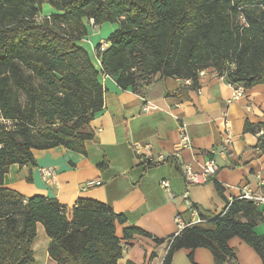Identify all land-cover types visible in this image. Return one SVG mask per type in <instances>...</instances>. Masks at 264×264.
Instances as JSON below:
<instances>
[{
	"label": "trees",
	"instance_id": "trees-1",
	"mask_svg": "<svg viewBox=\"0 0 264 264\" xmlns=\"http://www.w3.org/2000/svg\"><path fill=\"white\" fill-rule=\"evenodd\" d=\"M44 3L57 12L43 16ZM86 19L118 25L98 53L101 69L78 42ZM209 67L244 89L264 84V0H0V115L13 122H0V264H36L38 223L56 264H116L124 248L116 224L124 214L91 199L67 209L53 197H25L6 187L4 176L12 164L36 165L32 149L86 153L85 142L95 139L90 123L104 105L101 74L139 92L156 76L191 79L198 88L199 72ZM260 128L255 147L264 151V121H246L244 131ZM196 209L202 222L168 241L162 264H171L176 250L201 247L225 264L236 257L232 237L264 264V235L255 230L264 220L260 205L236 198L217 216ZM135 233L152 237L132 227L124 239Z\"/></svg>",
	"mask_w": 264,
	"mask_h": 264
},
{
	"label": "crops",
	"instance_id": "crops-1",
	"mask_svg": "<svg viewBox=\"0 0 264 264\" xmlns=\"http://www.w3.org/2000/svg\"><path fill=\"white\" fill-rule=\"evenodd\" d=\"M56 12L51 7L45 11L43 7L42 15ZM117 27L116 24L113 31ZM87 39L84 36L82 41ZM82 41L79 44L88 51L96 68L101 69L96 49L100 42L96 44L91 37L89 46L85 47ZM204 72L198 88L176 76H156L139 92L124 89L114 77L101 74L104 105L90 123L95 139L85 142L86 153L63 146L32 149L37 164H12L4 176V185L25 197L56 198L67 209L79 199L110 205L115 212L126 216L125 222L116 224V235L124 244L116 264H162L170 245L168 241L178 231L176 214L187 227L195 223L192 207H201L217 216L228 202L240 198L244 187L264 195V151L255 147L263 128L257 134L244 131L246 121L255 126L264 121V84L246 89L243 97L232 99L231 85L215 68H206ZM146 100L154 105L148 111L144 110ZM181 121L188 125L192 144L180 148L176 155ZM225 122L232 129L228 144L223 142ZM136 142L150 144L154 157L163 154L166 159L151 161L146 149L136 151L133 147ZM209 158L218 164L215 178L189 185L183 176L184 166L189 164L200 170V164ZM102 163L105 164L101 166ZM46 167L55 170L49 180L41 171ZM91 179H99L102 184L85 187ZM163 180L168 181L167 188L161 186ZM215 181L222 186V192L216 189ZM186 193L192 206L186 203ZM132 227L152 237L135 233L124 239V230ZM255 230L264 235V220ZM40 232L43 234L45 229L38 223L37 234ZM153 237L164 242L158 244ZM49 242L47 236L46 246L38 252L34 241L36 264H56L48 254ZM228 245L236 257L225 264H263L254 248L239 237H232ZM190 254L196 264H217L210 249L205 247L176 250L171 264H193Z\"/></svg>",
	"mask_w": 264,
	"mask_h": 264
},
{
	"label": "built area",
	"instance_id": "built-area-1",
	"mask_svg": "<svg viewBox=\"0 0 264 264\" xmlns=\"http://www.w3.org/2000/svg\"><path fill=\"white\" fill-rule=\"evenodd\" d=\"M90 22L95 26L93 19H91ZM99 44L100 45L98 47H96L97 53H101V52L105 51L106 48L108 47L107 41H101ZM230 67L234 68V64H230ZM204 73H205L204 70H201L199 72V75L202 76V75H204ZM222 76L224 77V75H222ZM185 81L187 83H191V79H187ZM229 84L232 87V99H238V98H241L245 95L246 89H244L242 86L235 85L232 83H229ZM153 107H154V105L151 102H149L147 100L145 101V105H144L145 111H148V110L152 109ZM0 122L7 125L8 128L13 127V122L10 119H6V118L2 117V115H0ZM179 130H180V143H179V145L175 151L176 155L179 154L180 148L191 147V144H192V141H191V138L189 135L188 125L186 122L181 121ZM231 137H232V129H231L230 125L227 122H225L224 128H223V142L225 144L230 143ZM133 147L136 149V151H139L141 149H146L149 153L148 155H149L150 160L153 162H161V161H164L166 159L165 155H163V154H159L156 157H154L151 154V145L150 144L142 145L141 143L136 142L133 144ZM41 171H42V174L46 180L51 179L55 175V170L51 167L43 168ZM182 171H183L184 179L189 185H200V184L206 183L211 178H215V176L217 175V171H218V164L213 158H209L204 163L200 164V170H194L191 165L186 164ZM101 184H102L101 180L91 179V180L86 181L85 187L90 188V187L99 186ZM161 186L164 188H167L169 186L168 181L163 180L161 182ZM185 198H186V203L189 206H192L187 193L185 194ZM240 198H244V199L254 201L258 205L262 206L261 209L263 211V219H264V195H258L256 193L251 192L246 187H244V188H242V194H241ZM192 209H193L192 210L193 215L196 216L195 223L202 222V219L198 217V210L195 209L194 207H192ZM226 209H227V207H226ZM225 210L223 211L222 214H224ZM175 221L178 223V231L175 235V236H177L186 226L182 223L181 217L179 214H176Z\"/></svg>",
	"mask_w": 264,
	"mask_h": 264
},
{
	"label": "rangeland",
	"instance_id": "rangeland-1",
	"mask_svg": "<svg viewBox=\"0 0 264 264\" xmlns=\"http://www.w3.org/2000/svg\"><path fill=\"white\" fill-rule=\"evenodd\" d=\"M44 10L46 11L48 8H50L51 6L48 3H44L43 4ZM55 10V9H54ZM86 25L90 28V34H86L85 36H88V39L84 42L82 41V39H80L78 42H83V45L85 47L89 46L88 43L90 42V38L93 37V41L98 44L99 42H101V38L102 39H107L109 37L110 32L113 31L114 26H116L117 23H112V22H106L103 23L101 26L100 25H93L90 21H88L87 19L85 20ZM97 34L98 36L95 38L94 35ZM102 41H106V40H102ZM46 240H47V236L45 234V232H43V234L40 232V234H37V237L35 239V246L36 249L39 251H42L43 248L46 246Z\"/></svg>",
	"mask_w": 264,
	"mask_h": 264
}]
</instances>
